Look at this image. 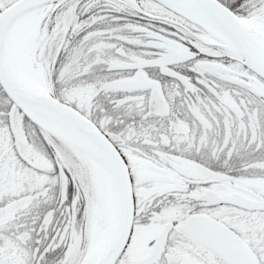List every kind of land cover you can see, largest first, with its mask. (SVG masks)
Segmentation results:
<instances>
[{
	"label": "snow or ice",
	"instance_id": "obj_1",
	"mask_svg": "<svg viewBox=\"0 0 264 264\" xmlns=\"http://www.w3.org/2000/svg\"><path fill=\"white\" fill-rule=\"evenodd\" d=\"M0 264H264V0H0Z\"/></svg>",
	"mask_w": 264,
	"mask_h": 264
}]
</instances>
